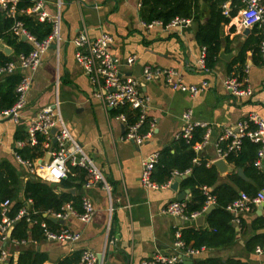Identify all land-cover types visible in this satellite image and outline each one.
<instances>
[{"label": "crops", "instance_id": "1", "mask_svg": "<svg viewBox=\"0 0 264 264\" xmlns=\"http://www.w3.org/2000/svg\"><path fill=\"white\" fill-rule=\"evenodd\" d=\"M33 1V6L42 3V10L50 17L60 16L59 38L54 39L51 47L42 55L41 63L35 71L18 68L14 72L22 77L30 75L32 83L26 94V104L20 121H0V166L8 165L18 176V194L16 200L11 201L10 212L16 201L22 202L24 207L21 209H26L28 218L31 219L28 221H36L31 215H37L38 210L34 208L33 199L27 197L25 188L29 181L43 184L59 199L63 193L76 200L60 205L62 208L69 203L73 207L74 213L70 212L66 219H57L53 215L61 210L60 207L45 210L43 216L53 222L54 226H50L46 220H41V227L46 223L56 232L67 228L78 232L80 238L74 242L48 240L44 235L40 240L29 238L25 242L13 241L10 238L6 245L7 259L4 263L17 261L24 249L43 253L47 257L44 264H59L62 259L77 252H81L82 258L85 251L96 254L97 264H142L143 260L151 258L157 251L176 252L174 240L177 229L183 233L186 228L198 231L208 227L209 214L203 221H198V217L195 220H186L164 212L166 206L173 201L186 203L191 199L194 187L185 185L184 181L192 174V167L184 172L175 169L167 182L159 184L153 180L159 184L158 188H147L141 182L142 162L145 156L155 152L161 158L168 148L172 155L177 154L174 142L181 138L178 134L185 127L182 114L192 110L193 119L207 123L210 129L209 142L199 153L193 145L196 157L192 165L206 162L207 167L215 166L218 172L217 184L230 183L239 190L229 178V174H238V170L243 168H236L226 157L232 171L222 174L214 162L222 158L216 141L224 128L236 127L251 112L264 117V56L262 51L259 54L254 53L252 49L255 44L252 38L257 37L258 32L254 27L247 30L241 25V14L245 8L243 0L237 14L221 25L219 53L211 60L212 66L208 70L201 69L199 65V58L205 46L196 38L200 25L208 22L209 17V3L203 0L199 1L202 14L199 13L198 20L177 16L190 20L188 24L181 26H167L170 22L164 24L161 20L145 21L141 0ZM261 2L264 5V1ZM225 3L230 10L233 8V0H227ZM30 7H24L18 15L28 14L38 19V14L27 11ZM157 22L159 24H156ZM83 30L93 39L102 33L111 34L114 37L111 51L120 61V71L124 76H131L139 81V90L147 101L146 117L151 120V125L154 124L152 135L143 144L137 145L126 140V124L117 117V108H107L105 103L94 95L96 88L75 55L76 46L73 39ZM24 41L32 45L28 39ZM3 46L10 48L11 52L6 54ZM1 50L11 56L12 60L18 58L19 54L15 53V48L5 38L0 41ZM222 52L231 55L228 58L222 57ZM242 53L245 57L244 65H231ZM130 58L133 60L129 61ZM148 66L174 69L178 73L177 77L187 85L198 86L207 81L208 86L196 96L173 90L163 76L146 80L143 74ZM240 70L244 73L242 78L237 74ZM235 74L245 86L252 89L251 96H236L225 88L224 80ZM55 103L72 138L101 171L103 181H93L91 186L86 187V183L93 180L92 174L88 168L80 165L72 166L71 172L60 182L43 178L40 175L42 167L50 160L49 148L45 146L49 140L44 137L42 143L36 145L37 152H42L37 157L24 158L19 153L21 149L32 150L36 147L30 144V121L44 107ZM59 126L60 123L56 127L59 129ZM251 127L254 128L255 125L251 124ZM199 128L204 130V138L208 129L200 126ZM51 135L49 147L53 140V134ZM40 137L42 136L38 138ZM19 142L24 144L19 145ZM223 145L225 146V143ZM18 155L24 161H21ZM73 167L85 169L89 174L87 179L81 180L83 171H75ZM238 176L243 179L239 174ZM243 181L248 182L250 178ZM204 186L212 190L209 185ZM242 192L240 191V194ZM259 192H264V189H259ZM83 196H88L95 208L94 216L88 223L82 222L78 216L83 211ZM214 205L216 208V202ZM56 206L58 207V204ZM258 211L259 205H253L249 211H230L233 214L232 224L236 229L234 241L221 247L201 246L205 250L201 255L192 257L193 264L196 260L205 258H236L247 264H264V253L258 254L255 251L257 246L264 244H258L254 251L247 248V241L264 231L252 226L256 218L264 217V208L261 215ZM236 218L240 219L239 223L235 221ZM242 220L247 225L244 228H241ZM189 245L194 247L193 241ZM80 261L76 264H80Z\"/></svg>", "mask_w": 264, "mask_h": 264}, {"label": "built area", "instance_id": "2", "mask_svg": "<svg viewBox=\"0 0 264 264\" xmlns=\"http://www.w3.org/2000/svg\"><path fill=\"white\" fill-rule=\"evenodd\" d=\"M19 0H0V9L9 17L14 18V23L11 26V32L17 36H26L32 43L33 48L28 53H21L18 58L5 63L0 66V78L7 74L14 73L18 68L26 71H35L41 63L42 55L51 47L54 39L59 38L60 32V16L50 17L47 12L42 10V3H38L33 7L27 9L29 13L38 14V19L42 22L51 20L53 23L52 33L43 41H39L34 37L25 27L21 20L17 19ZM245 8L241 14V25L244 28H252L258 26L261 29L262 41L261 51L264 56V5L261 0H243ZM61 5V1L59 6ZM225 15H230V7L227 3L223 4ZM22 10V9H21ZM189 19L176 17L167 26H181L188 24ZM161 23V22H160ZM156 24H159L157 22ZM162 24V23H161ZM1 41V38H0ZM114 42V37L109 33H102L97 38H91L87 31L83 30L74 39L73 43L76 46V59L78 63L88 73L91 83L95 86L94 95L100 98L107 108H118L121 106H128L133 110L140 112L139 119L134 123H128L126 114L121 113L117 117L126 124L125 139L132 141L137 145H141L144 141L152 135L154 124L146 133H141L140 129L146 119L147 101L139 90V81L131 76H124L119 69L120 61L111 51V46ZM206 48H203L199 58V65L201 69L208 70L206 67ZM130 58L129 61H132ZM178 73L174 69L152 68L145 67L144 78L152 80L157 76H163L165 81L171 86L173 90H180L188 92L196 96L202 93L208 86L207 81H203L201 85H187L183 83L178 77ZM32 80L30 75H24L21 82L16 88L17 100L13 106L0 109V121L11 120L19 122L21 119V112L26 104V94L30 89ZM225 88L236 96L248 97L253 94L252 89L245 86L239 80L237 75L228 76L223 82ZM182 120L185 123L183 131L178 134L180 137L186 138L190 141L193 137V132L196 127H206L208 129L207 135L199 142L194 143L196 152H200L202 148L209 142L210 129L207 123L197 122L193 119V111L187 110L182 114ZM60 123L58 132L56 134L57 143H51L52 129ZM251 124L255 125L254 128ZM30 144L36 146L39 144V136L49 140L46 143V148L50 154L49 162L42 167L40 175L51 181L60 182L66 178L71 172L72 166H83L88 168L92 174V179L86 183V187L91 186L93 181H103L104 177L101 171L95 166L93 160L85 155L64 123L60 109L57 103L44 107L29 124ZM249 138L255 143H261L262 147L259 149L258 157L255 160V166L262 168L264 166V117L256 112H251L245 120H241L236 127H226L222 130V134L216 141L220 157L226 158L228 154L237 152L241 149L243 139ZM225 143V146L223 145ZM19 142V145H23ZM74 147V148H73ZM73 148V149H72ZM81 154V155H79ZM21 161V157L18 155ZM159 154L157 152L145 156L142 162L141 182L147 188H158L159 184L152 179L153 170L158 163ZM197 161V159H196ZM106 186V184H105ZM204 194L207 196L205 208L200 212H188L187 203L182 201H173L169 203L164 209L165 213L175 216H181L186 220H195L202 214L208 206L215 204L216 198L211 193V190L204 186ZM264 205V192H258L256 196H250L242 192L240 196L227 209L239 213L249 211L253 205ZM11 200L6 199L1 204L0 209V262L3 263L7 259L6 245L11 237H9L10 228L14 227L16 221L24 216H28L26 209H21L15 218L10 216ZM83 211L79 214V219L88 223L92 220L95 208L88 196L82 198ZM70 212L74 213L71 204H65L60 211L53 215L57 219H66ZM28 220H31L28 218ZM235 221L240 222L239 218ZM43 235L48 240L70 241L74 242L80 238L78 232H73L67 228L56 232L48 227L46 223L42 224ZM22 242H25L23 240ZM174 246L176 252L164 253L157 251L149 259L143 260L142 264H183L184 256L196 257L201 255L205 248H195L188 245L183 239V233L177 229L175 232ZM256 253L263 254L264 246H257ZM80 264H97V256L91 251H85L82 254Z\"/></svg>", "mask_w": 264, "mask_h": 264}, {"label": "trees", "instance_id": "3", "mask_svg": "<svg viewBox=\"0 0 264 264\" xmlns=\"http://www.w3.org/2000/svg\"><path fill=\"white\" fill-rule=\"evenodd\" d=\"M199 1L200 0H141L143 7L142 14L144 20L147 22L161 20L164 24H168L177 16L193 17L198 20L200 18L199 13L201 12L202 14V11L199 9ZM203 1L209 3V17L208 22L202 24V26L200 25L196 38L198 42L206 48V67L211 69V60L218 55L220 49L221 25L237 14L242 1L233 0V8L230 10L229 16L225 15L223 8V4L227 0ZM33 4V0H19L17 4L18 13L24 7H30L33 6ZM17 19L23 21L24 27L39 41H43L52 33L53 23L51 22H41L34 16L28 14H17ZM14 21V18L7 17L0 9V38H5V40L15 48V53L17 55L23 52L28 53L32 50V45L27 41L19 39L10 30ZM254 29L258 32V36L252 38L255 42L252 49L254 53L261 54L260 48L263 36L258 26H254ZM240 55L242 56L235 59L231 65L238 63L244 65V53ZM11 60V56H7L2 50L0 51V66H3ZM231 70L232 67L230 68V71ZM237 74L240 75L241 78L244 76L241 70ZM21 80L22 76L18 73L7 74L0 79V109L9 108L16 102V88ZM115 113H118V115L121 113L126 114L128 123H134L140 117V112L138 110H133L128 106L118 107ZM150 121L151 120L146 117L140 132L146 133L150 129ZM203 135L204 130L196 127L190 142L184 137L175 140L174 147L176 148L175 151L177 154L172 155L169 151L170 148L166 149L153 170L152 179L159 184H163L172 177L175 169L179 172H184L187 168L192 167V174L184 181L185 185L194 187L191 199L186 201L188 212H200L205 208L207 196L204 194V185L212 187L211 193L216 198L217 207L208 215L207 228H201L198 231L186 228L183 230V239L188 245L193 241L195 248H199L203 245L221 247L231 244L236 236V229L232 224L233 214L228 211L227 206L240 196V191L246 192L251 196H256L259 189H264V168L255 166V160L258 156L261 144L255 143L249 138H244L240 151L228 154L227 159L229 163L233 164L236 168H243L246 175L250 178V181L245 182L237 173L229 174L231 181L239 187V190H237L230 183L217 184L218 172L215 166L207 167L206 162H202L200 165H192V161L196 157L193 145L196 141L202 140ZM42 139L44 138L40 137V144L43 141ZM36 148L37 146L32 150L24 148L21 149L19 153H21L24 158H35L42 153H38ZM73 169H75V171H83L84 174L80 177L81 180H86L89 176L85 169L79 167H73ZM17 185L18 176L15 170L11 169L8 165L0 166V209L1 204L6 199H10L11 201L16 200L18 194ZM25 191L27 197L33 199L34 208L38 210L37 215H31L37 222L28 221L29 216H24L16 221L11 240H18V242L26 239L28 240L29 238L40 240L43 236V227H41L40 221L46 220L50 226H54L53 222L43 216V212L50 208H61L60 205H62L63 202L76 200V198L68 197L63 193L59 199L51 189L49 190L45 185L33 183L32 181L27 183ZM57 204L58 207L56 206ZM22 207H24V203L16 201L12 206L10 216L15 218ZM246 226V222L242 220L241 228ZM252 226L257 230L264 229V217L261 216L256 218ZM258 244H264V231L251 237L247 241V248L254 251ZM80 258L81 252H77L73 254V256L65 257L59 264H76L80 261ZM46 259L47 257L43 253L24 249L20 253L18 260H11L9 264H44ZM0 264L5 263L0 262ZM194 264L247 263L236 258H230L228 260L205 258L196 260Z\"/></svg>", "mask_w": 264, "mask_h": 264}, {"label": "water", "instance_id": "4", "mask_svg": "<svg viewBox=\"0 0 264 264\" xmlns=\"http://www.w3.org/2000/svg\"><path fill=\"white\" fill-rule=\"evenodd\" d=\"M247 30H249V28H247ZM22 39L23 40H26L27 37L26 36H22ZM4 47V46H3ZM3 51L6 53V54H9L11 52V49L8 48V47H4L3 48ZM231 54H228V55H225L223 52L221 53V56L224 57L226 56V58L230 57ZM57 131H58V128L57 127H54L52 129V134H53V140H52V144H54L56 141H57V138H56V134H57ZM50 158V156H49ZM214 164L218 167L219 171L222 173V174H226L230 171H232V169L230 168L228 162L226 161L225 158H220L218 160H216L214 162ZM238 174L245 180H248V177L245 175L243 169H239L238 170ZM73 191V190H72ZM215 208V205H210L208 206V208L204 211V213H202L201 215L198 216V221H203L206 217L207 214H209L213 209ZM263 208H264V205L261 204L259 205V211H258V214L261 215L262 212H263ZM49 219L51 220H56V218H53V217H49ZM13 228H10L9 230V237H11L12 235V231H13ZM183 261L185 264H193V259L191 256H184L183 257Z\"/></svg>", "mask_w": 264, "mask_h": 264}]
</instances>
